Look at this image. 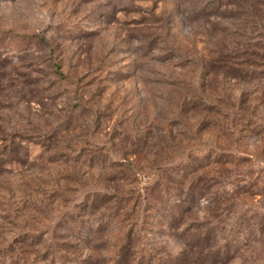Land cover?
<instances>
[{
	"label": "rangeland",
	"instance_id": "obj_1",
	"mask_svg": "<svg viewBox=\"0 0 264 264\" xmlns=\"http://www.w3.org/2000/svg\"><path fill=\"white\" fill-rule=\"evenodd\" d=\"M0 264H264V0H0Z\"/></svg>",
	"mask_w": 264,
	"mask_h": 264
}]
</instances>
